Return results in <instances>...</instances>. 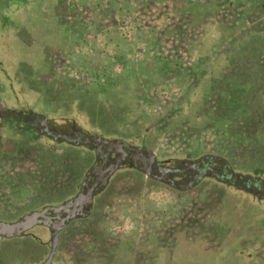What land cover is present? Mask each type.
I'll return each instance as SVG.
<instances>
[{
    "label": "rangeland",
    "instance_id": "rangeland-1",
    "mask_svg": "<svg viewBox=\"0 0 264 264\" xmlns=\"http://www.w3.org/2000/svg\"><path fill=\"white\" fill-rule=\"evenodd\" d=\"M0 100L7 162H29L28 206L55 195L68 163L24 136L38 116L151 133L164 168L203 171L189 191L183 176L126 175L77 264H264V0H0Z\"/></svg>",
    "mask_w": 264,
    "mask_h": 264
},
{
    "label": "flooded vegetation",
    "instance_id": "flooded-vegetation-1",
    "mask_svg": "<svg viewBox=\"0 0 264 264\" xmlns=\"http://www.w3.org/2000/svg\"><path fill=\"white\" fill-rule=\"evenodd\" d=\"M8 110L7 104L0 100V150L4 148L2 139L6 137L4 127L13 121V117L7 115ZM69 120L66 117L38 116L21 123L25 129L24 136L34 133L41 142L46 139L48 145H54L57 149L63 144L70 147L66 152L68 163L61 166L65 170L64 180L61 176L57 182L58 187L47 188L49 194H53L52 191L59 189L62 181L66 186L59 197L44 200L23 214L0 218V264H77L76 258L83 255L78 250L79 238L84 235L95 236L94 229L101 204L113 198L115 187L126 175L140 176V185L161 183L168 187L170 174L177 178L183 176L189 181L186 191L194 189L203 178V171L199 167H193L190 172H171L164 168L161 156L147 148L151 133L148 138L143 134L122 139L119 132L106 133L85 122L88 132L84 134L75 128V122ZM67 130L70 131L69 135L65 134ZM28 147L29 144L23 146L21 156L34 162L29 159L30 156H39L34 152L27 156ZM216 160L214 157L212 162ZM204 165V172H213L209 167L206 168L207 164ZM21 176L24 178L23 173ZM214 178L220 180L219 174ZM15 182L16 186L19 183L26 184L24 180ZM5 183L12 188L14 186L13 181ZM242 190L249 192V189ZM2 226L17 227L20 234L13 233L12 237H6L1 233ZM95 238L97 242L101 240L97 233Z\"/></svg>",
    "mask_w": 264,
    "mask_h": 264
},
{
    "label": "crops",
    "instance_id": "crops-1",
    "mask_svg": "<svg viewBox=\"0 0 264 264\" xmlns=\"http://www.w3.org/2000/svg\"><path fill=\"white\" fill-rule=\"evenodd\" d=\"M6 128V126L4 127ZM6 131V130H5ZM45 144V142H43ZM69 147V146H67ZM50 148H47V151ZM70 150L69 148H63L62 146H60L59 149H57L56 147H53V155L54 157L58 156L61 158V155H64L66 152H68ZM40 153V151H37L36 153ZM71 152V151H70ZM8 149H3L0 150V218H9V216L13 215V217L15 215H19V214H23L26 211L34 208L33 206H28L29 203H33L34 202V192L31 193L28 184L29 182L26 180V178L29 179L30 177V170H29V162H21L20 158L17 159L15 162H13L11 164H9V162H7V156H8ZM17 154V157H19V154ZM58 159V158H57ZM36 162V161H34ZM14 163H16V165H14ZM37 163V162H36ZM11 165L13 166L11 168ZM23 167V168H20ZM21 173L24 174V178L21 176ZM16 176H19V178H17ZM61 179V178H60ZM21 182V181H25L26 184L22 185V184H17V186H13V188L11 187L10 184L5 183L6 181H13V183L15 181ZM55 181H58L57 179ZM52 187H55V185H53ZM39 188H46L45 186L41 185ZM55 195L53 196V198L55 197H59L62 194H56V189L55 191H52ZM52 197V196H51ZM48 198L49 199L51 198ZM33 199V202H31V200ZM44 202V201H43ZM42 202V203H43ZM24 207V208H23ZM109 208V207H108Z\"/></svg>",
    "mask_w": 264,
    "mask_h": 264
},
{
    "label": "water",
    "instance_id": "water-1",
    "mask_svg": "<svg viewBox=\"0 0 264 264\" xmlns=\"http://www.w3.org/2000/svg\"><path fill=\"white\" fill-rule=\"evenodd\" d=\"M1 233H3L6 237H12L13 233H17V234H20V229H18L17 227L16 228H11V227H8V226H2L1 228Z\"/></svg>",
    "mask_w": 264,
    "mask_h": 264
}]
</instances>
